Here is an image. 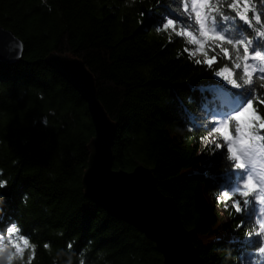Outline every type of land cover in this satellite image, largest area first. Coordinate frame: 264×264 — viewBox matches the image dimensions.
Here are the masks:
<instances>
[{
	"label": "trees",
	"instance_id": "16d2710c",
	"mask_svg": "<svg viewBox=\"0 0 264 264\" xmlns=\"http://www.w3.org/2000/svg\"><path fill=\"white\" fill-rule=\"evenodd\" d=\"M227 2L213 0L231 18ZM238 7L243 10V0ZM251 8L255 15L264 12V0H251ZM182 12L176 0H0V25L25 44L23 61L0 63V180L10 193L0 189V229H7L0 231V264H163L154 243L85 196L82 178L95 131L86 102L47 64L52 53L83 61L93 74L101 104L119 125L114 170L143 165L152 171L205 264H247L250 255L264 264L255 237L249 242L244 236L246 229L255 233L256 222L245 216L246 227L239 229L230 206L225 212L232 228L223 229L209 202V192L221 196L219 206L238 197L234 188L243 170L215 147L222 137L213 132V143L207 131L232 111L223 103L231 93L218 85L237 90L185 51L195 46L177 33ZM249 15L252 25L238 16H220L218 23L229 36L239 23L260 43L264 19L257 24ZM172 17L168 28L150 22ZM215 54L233 78L242 74L235 50L230 60L218 48ZM253 82L264 87L257 74ZM260 99L258 92L254 107L264 115V105L255 103ZM254 198L246 205L251 210ZM226 232L234 233L236 244L222 241ZM11 241H22L21 251Z\"/></svg>",
	"mask_w": 264,
	"mask_h": 264
},
{
	"label": "water",
	"instance_id": "95a60500",
	"mask_svg": "<svg viewBox=\"0 0 264 264\" xmlns=\"http://www.w3.org/2000/svg\"><path fill=\"white\" fill-rule=\"evenodd\" d=\"M24 53V42L0 25V63L18 64ZM46 62L80 94L91 116L95 136L82 178L87 199L154 243L163 264H205L175 201L161 193L152 171L143 165L132 172L114 170L113 148L119 125L101 104L95 77L84 62L57 53L50 54Z\"/></svg>",
	"mask_w": 264,
	"mask_h": 264
},
{
	"label": "snow or ice",
	"instance_id": "6c2138e0",
	"mask_svg": "<svg viewBox=\"0 0 264 264\" xmlns=\"http://www.w3.org/2000/svg\"><path fill=\"white\" fill-rule=\"evenodd\" d=\"M177 10L182 6L184 16V27L178 33L180 37L187 36L188 44L195 46V50L186 48L185 51L191 56H195L197 52L207 57L205 60H197L196 63L203 64L205 67L212 68L215 75L223 77L227 84L232 86V91L227 89L225 85H218L225 91L231 93V97L235 103L232 111L228 112L225 117L216 123L208 126V134L212 135L213 132L222 137L220 143L215 147L220 149L223 153L226 148L228 158L233 162L238 170H243L239 175V182L237 183L234 191L238 193L237 199L233 203L234 211L239 214L238 228L244 229L246 227V219L244 215V206L250 202V198L255 193L256 199L261 204H264V175L260 177L258 183L254 180L253 175L248 171V165L253 163L254 154L259 151L253 141L264 140V115L257 111L254 107V99L258 92L264 94V87L260 84L253 82L254 74L258 75L259 80L264 81V41L256 43L255 40L249 39V35H255L251 30L241 29L239 23H233L231 36L225 34L227 29H222L218 23V17L222 16L225 21H230L238 16V21L245 22L246 25H252L253 21L250 18V13L255 15V11L251 8V0H243V10L241 11L238 5L241 0H228L227 9L232 10L233 16L230 18L225 10H222L218 3H213V0H176ZM216 14V15H212ZM264 19V12L255 15V22L259 24ZM176 18L151 19L153 24H163L164 28L172 26ZM191 21V23H188ZM194 29V30H193ZM260 37H264V31L259 32ZM213 51L209 53L208 48ZM251 47V51H250ZM218 48L219 53L224 57L231 59L230 48L235 50L236 57L243 61V64L237 63V69H243L242 74L237 73L233 78V73L228 67H221L218 62V57L215 50ZM249 61L252 62L250 65ZM216 68H213V65ZM219 69V70H216ZM239 81V82H238ZM257 105H264V99L255 101ZM248 114L249 119H244ZM230 121L237 122L235 128L230 129ZM238 136V139L236 138ZM226 142V144H225ZM245 173H247L245 178ZM0 189H4L5 195L10 193L7 189V181L0 180ZM227 195V193H225ZM243 198V199H241ZM16 226L13 227L15 231ZM0 231H7V229H0ZM247 236L252 237L253 233L248 231ZM264 236V220L259 222V227L255 233L256 246L260 253L264 254V246H260L259 238ZM24 244H28V240H24ZM17 251H21L19 245L14 246ZM45 247H48L45 244ZM71 248L72 245L69 244Z\"/></svg>",
	"mask_w": 264,
	"mask_h": 264
},
{
	"label": "rangeland",
	"instance_id": "374dc122",
	"mask_svg": "<svg viewBox=\"0 0 264 264\" xmlns=\"http://www.w3.org/2000/svg\"><path fill=\"white\" fill-rule=\"evenodd\" d=\"M177 33H179V31H177ZM184 38H187V36H184ZM191 50H195V48L191 49ZM195 57H200L201 59L204 58L206 59L202 54H200L199 52L196 53ZM217 78L222 81L223 83H225L227 85V81H225L223 79V77H218ZM226 105V107L230 108L231 110L235 107V103L233 101V99L229 96H227L226 100L224 101ZM223 102V103H224ZM250 115L251 114H248L244 117V119H249L250 118ZM224 117H222L220 115V121L223 119ZM208 139L211 140L213 143H215V138L211 135L209 136L208 135ZM238 139V137H237ZM254 145L260 149L259 151H257L255 154H254V157H253V163L249 164L248 165V171L251 172V174L253 175L254 177V180H256L258 183L260 182V177L262 175H264V140H260V141H253ZM217 144V143H215ZM226 144V142H225ZM225 154L224 155H227L226 153V148H225ZM228 156V155H227ZM247 175V173H246ZM246 178V176H245ZM227 181H230V179H227ZM255 195V193H254ZM208 198H209V202H211V205L213 206V209H215L218 213H219V218L221 219V223H222V228L223 229H231V220L230 218L226 215V209L229 208L230 206L233 207V203L234 201L237 199V198H234L232 199L231 201L229 202H226L225 206H219L217 203L218 201H220L221 199V196H218V194L216 193H211L209 192L208 193ZM254 201H255V206L253 207V209L251 210V207L249 206H244V215L245 216H250L251 219H253L255 222H256V231L259 227V222L261 220H264V204H261L259 202L258 199H256V196L254 198ZM234 209V208H233ZM248 231H251V230H245V237L246 239L249 241V242H252L254 240V237H255V233L253 234L252 237H249L246 235V233ZM253 233V232H252ZM260 240L262 241V243L264 244V236H261L260 237ZM222 241L223 242H229L231 244H236L237 243V238L236 236L234 235V233H231V232H226L222 238ZM21 242H13L11 241V245H12V249L13 250H16V248L14 247L15 245H19L20 249L22 248L21 247ZM247 264H255V259L252 256H250L248 259H247Z\"/></svg>",
	"mask_w": 264,
	"mask_h": 264
},
{
	"label": "bare ground",
	"instance_id": "6f19581e",
	"mask_svg": "<svg viewBox=\"0 0 264 264\" xmlns=\"http://www.w3.org/2000/svg\"><path fill=\"white\" fill-rule=\"evenodd\" d=\"M205 58H206V57H205ZM202 59L205 60L204 58H202ZM224 101H225V100H223V102H224ZM224 104H225V102H224ZM225 106H226V105H225ZM217 108H218V109H223L224 107H223L222 105H219V107H217ZM214 109H215V108H214ZM214 109H213V110H214ZM250 256H252V255H250ZM250 256H249V257H250ZM247 262H248V261H247Z\"/></svg>",
	"mask_w": 264,
	"mask_h": 264
}]
</instances>
